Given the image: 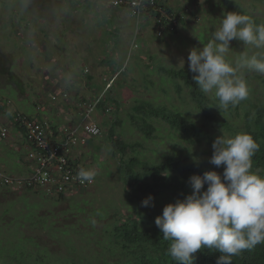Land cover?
Masks as SVG:
<instances>
[{"label": "rangeland", "instance_id": "1", "mask_svg": "<svg viewBox=\"0 0 264 264\" xmlns=\"http://www.w3.org/2000/svg\"><path fill=\"white\" fill-rule=\"evenodd\" d=\"M94 1L78 3L77 0H0V104L4 107L10 104L6 110L11 114L15 111L36 119L37 112L33 103L36 98L41 97H34L37 89L31 86L29 79H35L36 82L40 80L42 87L48 85L42 68L39 69V58L47 59L48 65L54 63L62 70L66 63H72L74 65H71V68L83 72L84 68H95L97 55L113 60L116 51L120 49L124 55L123 61L118 65L127 70L122 78L129 75L126 78L129 89L121 93V98L117 95L120 105L117 114L114 105L113 114L106 117L96 115L95 119L99 123L102 118L107 119L109 123L114 117L118 118V121L121 120L120 124L116 125L115 139L120 140L123 145L133 146L127 150L124 161L134 158L141 163H162L175 152L194 149L160 117L150 118L148 114L143 116V123L147 122L152 129L147 137V131L146 135L142 131L143 123L138 120L139 116L131 121L132 117L137 116L133 108L142 101H149L153 108L177 111L185 117L189 114L195 118L189 90L182 80L177 81L166 71H189L187 57L190 49L202 48L211 39L212 32L219 27L220 19L227 12L240 13V9H245L248 14L256 17L251 19V16H248L250 20L264 24V0H198V23L183 25L174 35H164L160 39L156 36V25L151 18L145 23L144 18L137 22L134 18L129 21L132 24V38L125 43L122 36L108 31L112 27V24L106 21L110 11L95 3L89 6ZM96 7L99 9L97 12ZM259 16L260 18H257ZM90 17L94 18L90 21L93 24L88 22ZM75 41L78 44L72 43ZM60 47L69 49L63 57L57 55V49ZM133 47L137 49L134 51ZM229 47L225 59L233 66L238 65L245 56L251 57L264 52V49H256L237 40L231 41ZM82 49L90 51L93 59L80 57ZM46 51L47 54H43ZM51 56L56 59L50 60ZM116 67L115 65L113 68ZM239 74L248 86V97L264 100V90L259 81V77L264 74L246 68H241ZM111 75L112 73H109V76ZM7 83H14L17 89ZM121 84L120 82L118 86L121 87ZM118 86L115 85V89ZM20 92L27 98L20 96V99ZM50 93L45 91L42 95L51 99ZM206 95L215 98L214 93ZM43 115L42 112L39 119H42ZM226 117H229L228 114ZM48 125L56 135L52 126L49 123ZM209 127L210 130L213 129L210 125ZM221 133L222 130L214 131L212 136L215 139ZM224 136L228 137L227 134ZM21 140L22 143L17 146L19 150L16 152L14 147ZM202 147L206 148L207 144ZM194 150L198 153L203 151L199 148ZM28 152L29 146L15 130L11 131L8 139H0L2 172L13 177L23 174L26 171L24 165ZM121 160V152L112 147L107 129L102 128L101 137L90 139L85 151L81 153L82 167L93 169L97 173L91 188L60 199L45 197L41 190L12 189L6 194L1 188L0 264L11 263L12 258L7 259L8 252L19 247L15 241L21 233L25 237H32L40 246L38 253L41 256V264H55L57 260L66 259L82 260L83 264H102L104 260L111 262L114 258L106 250L101 252V249L108 239H112L108 233L115 225L124 222L127 217L147 218L156 212H162L166 204L174 203L159 197V200L152 199L149 206H142L141 201L150 194L147 192L141 196L135 195L124 187L120 172ZM139 168H135L136 171ZM137 197L142 199L138 201ZM30 221L32 224H29ZM27 247L29 252L35 249L31 248V244ZM47 256L51 258L47 259ZM36 258L37 256L34 257ZM28 260L29 257H26L24 262Z\"/></svg>", "mask_w": 264, "mask_h": 264}, {"label": "clouds", "instance_id": "2", "mask_svg": "<svg viewBox=\"0 0 264 264\" xmlns=\"http://www.w3.org/2000/svg\"><path fill=\"white\" fill-rule=\"evenodd\" d=\"M233 40L264 49V24H255L237 12H227L211 39L202 48L190 49L187 57L189 71L196 74L193 80L200 91L214 93L219 108L224 110L249 96L248 86L239 74L241 68L264 74V53L245 56L236 66L225 59ZM16 113H12L9 126L21 130L13 124ZM2 128L8 130V137L9 127ZM212 149L209 163L217 168L223 166L222 174L205 171L203 176H190L191 193L166 204L162 215L155 218L163 239L171 242L167 254L179 264H193L194 254L203 248L220 253L217 264H232V257L264 243V177L251 171L258 144L251 135L237 133L216 137ZM96 174L93 169L81 167L77 179L91 183ZM152 199L149 195L141 205L149 206Z\"/></svg>", "mask_w": 264, "mask_h": 264}, {"label": "trees", "instance_id": "3", "mask_svg": "<svg viewBox=\"0 0 264 264\" xmlns=\"http://www.w3.org/2000/svg\"><path fill=\"white\" fill-rule=\"evenodd\" d=\"M197 1L187 0L185 3L194 5L196 10H198ZM157 5H159V2ZM232 5L235 6L233 2ZM164 7L168 11L173 9L171 5H164ZM239 12L240 14L251 16V19H256L255 16L248 14L245 9H240ZM148 13L150 16L151 14H155L154 8L148 10ZM260 16L257 18H260ZM253 22L258 25L263 24L257 21ZM125 72L127 70L123 66L119 70H116L115 74L104 76L102 86L96 91L97 94L92 98L81 99L77 103L76 110L80 113L82 120L84 115L79 107L81 102L95 104V112L92 115L95 122H97L95 119L96 115L106 117L109 114H113L112 108L114 105L117 114L120 105L114 99L113 92L117 80ZM166 72H170L177 81L182 80L189 90L190 100L194 106L193 110L196 113L195 118H193L194 116L191 117L188 113V117H185L181 112L163 111L165 110L163 108H153L149 101H142L133 108L137 116L132 117L131 121H134L139 116L138 120L143 123V116H147V114L150 118L153 116L155 118L160 117L170 126L174 133L180 135L185 140V143L188 142L194 149L199 148L203 151L198 153L194 149L180 150L168 156L162 163H141L134 158L124 161L127 150L133 146L123 145L120 140L115 139L116 125L120 124L121 120L118 121V118L114 117L110 121V127L107 128V132L112 147L118 149L122 155L120 172L124 187L129 189L132 194L139 196L148 192L155 200H159V197L173 202L177 199L182 200L184 196L190 194L192 191L188 184L190 176H203L205 171H216L218 174H222L223 166L217 168L215 165L209 163L213 152L212 143L214 136H212V132H220V130L223 131L221 135L227 134L228 137L234 136L237 133H247L253 137L258 144V150L252 157L251 171L264 177V100L248 97L236 106H230L228 110H224L219 108V102L216 97L211 98L200 91L190 71L167 70ZM88 73V69H83L84 76L88 75ZM259 81L264 90V76L259 77ZM110 82L112 83L110 84ZM107 85H110V87L107 88ZM177 89L179 90L180 88ZM52 97L54 96H51V99ZM55 97L57 100L58 96L55 95ZM61 97L67 100L68 94L62 93ZM1 106V108H5L3 105ZM227 114L228 118L226 117ZM97 123L101 128L108 126V124L102 126L99 122ZM209 125L213 128L212 130H210ZM142 131H147V135L146 132L145 135L147 137L150 136L152 132L151 126L147 122L143 123ZM19 132L23 134L22 129ZM204 144H207L206 148L202 147ZM202 154L204 155L200 157ZM196 157L200 159L198 160ZM138 166L140 168L136 171L135 168H138ZM206 187L205 185V189ZM1 188L4 189L3 191L6 194L13 189L0 184ZM27 191L31 190L28 189ZM25 193L27 194L28 192ZM52 199L54 198L52 197ZM140 199L142 198H138L137 200L139 201ZM159 215H162V212H156L147 218L140 217V219H135L127 217L124 222L115 225L113 230L108 233L112 239H108L107 243L103 245V249H101V252L106 250L114 259L111 262L104 260L102 264H179V262L172 260L167 254V248L171 242L163 239L162 232L155 225V218ZM29 224H32V221ZM35 224L34 222L33 225ZM20 237L21 239H19ZM20 237H15L18 238L15 244L19 245V247L12 252H8L7 259L12 258L10 264H41V256L38 253V247L40 246L34 242L32 237H25L22 233ZM6 242V239H4V243ZM29 244H31L32 249L35 248L31 252L28 251L29 247L27 246ZM43 251L47 253L45 249ZM47 255L49 254L47 253ZM219 255L218 251L203 248L194 254L195 259L193 264H217ZM35 256H37L36 259H34ZM50 256L46 258H51ZM26 257H29V260L24 262ZM56 263L83 264V261L66 259V261L57 260ZM232 264H264V243L244 250L239 255L232 257Z\"/></svg>", "mask_w": 264, "mask_h": 264}, {"label": "built area", "instance_id": "4", "mask_svg": "<svg viewBox=\"0 0 264 264\" xmlns=\"http://www.w3.org/2000/svg\"><path fill=\"white\" fill-rule=\"evenodd\" d=\"M171 3L172 0H111L109 8L127 9L136 22L143 17L151 18L156 25V36L160 38L175 34L183 24L198 23L200 20L194 5L183 2L168 11L164 5ZM151 8H154L155 14L150 16L148 10ZM79 107L84 115L82 123L64 128L59 133V140H56L47 122L16 113L13 124L23 130L25 143L29 146L25 158L27 169L17 177L0 174V184L16 190H41L45 196L56 199L91 188L94 179L91 183H81L77 179V172L82 166L73 160L72 152L79 146H85L89 139L100 137L102 130L92 118L95 104L81 102ZM7 134L6 128L0 130V138H6Z\"/></svg>", "mask_w": 264, "mask_h": 264}, {"label": "crops", "instance_id": "5", "mask_svg": "<svg viewBox=\"0 0 264 264\" xmlns=\"http://www.w3.org/2000/svg\"><path fill=\"white\" fill-rule=\"evenodd\" d=\"M107 1L108 0H105V1L104 0H95L94 2L90 3L89 6H91L92 4L95 3L98 5H101L102 9L104 6L106 11H110V13L108 14V19H106V21L110 22L112 24V27H111V30L108 29V31H110V32L114 31L116 33L115 35L122 36L124 43L129 42L130 38H132V24L129 21L131 19H134V17L125 8H116V9L109 8V4L105 5V4H107L106 3ZM185 1H187V0H172L171 5L175 6V7H179L181 5V3L185 2ZM77 2L79 3V2H84V1L83 0H77ZM80 5H81V3H80ZM98 10L99 9H97V7H96V12ZM103 13H105V12H103ZM101 18L104 19L103 16ZM143 18L145 19V20H143L144 23L147 22L146 20L150 19L149 17H143ZM92 19H94V18L90 17L88 19L89 24H93L92 22H90ZM95 35L97 36L98 34H95ZM77 41L72 42V43L78 44ZM56 42L58 43L57 40H56ZM127 48H128V45H127ZM132 49L135 51L137 48L136 49L132 48ZM57 50H58L57 55L62 56V57L65 56L67 51H69V49H67L66 47H60ZM129 53H128V55H129ZM43 54H47V51L44 52ZM79 55H80V57H82L84 59H93L90 51H86V50L82 49V51L80 52ZM123 55H124V53L120 49L116 51L115 55L113 56V60H108L106 58L103 59L101 57V55L100 56L97 55L95 57V60H96L95 61V68L93 69L91 66H90L91 69L90 68H84V69L89 70V73L86 76H84V74L81 70L77 69V71H75V69L71 68V65H74L72 63H66L64 69L62 70V68H60V69L57 68V66L54 63H53V65L52 64L48 65L46 63L47 59L39 58L40 59L39 69L42 68L44 79L46 81H48V85H46L45 87H42L40 80L38 82H36L35 79H29L31 86H33L35 89H37L36 93L34 94V97H38V96L41 97L40 99L36 98L35 102L33 103V105L35 106L34 109H36V112H37L36 120L48 122L52 126V129L56 134V140H59L61 138V135H59V133L62 132V130H64V128L69 127V126H73V125H77V124H80L82 122V117H81L80 113L78 112V110H76L77 103L81 99L92 98L94 95H96L97 94L96 91L102 86V82L104 79L103 77L109 75V73L115 74L113 72V70L116 71V70H119L120 67H123V66L118 65V64H120L121 61H123ZM51 59L55 60L56 58L51 56L50 60ZM115 65L117 67L113 68ZM38 77H39V75L37 76V79H38ZM122 77L119 80H117V82L115 84L118 86L119 83L121 82L122 83L121 87L118 86L117 89H115V87H114L113 96L115 97L114 98L115 100H117V95H118V98H121V93H125V90L129 89V87H127V80H126V78L129 77V75L124 77V78H122ZM128 79H130V78H128ZM7 84L12 85L11 87H14L15 89H17L16 86L13 85L14 83H7ZM45 91L51 92L49 94L50 96L51 95L52 96H55V95L58 96L57 100H52L49 97L44 98L42 93ZM62 93L68 94L67 100L63 99L61 97ZM18 95H19V98H20V96H22L24 99L27 98L23 92L18 93ZM20 99H22V98H20ZM1 107L2 106L0 104V128H2V127H9V129L13 128V129H10L9 134L11 133L12 130H15V131H17V133L20 134L21 138H23V136L21 135V133L19 132V130L17 128L9 126L11 119H12V114L8 110H6L7 106H5V108H1ZM42 112L44 113V115H43L42 119H39ZM22 114H24V113H22ZM30 118H32V117H30ZM32 119H35V118H32ZM99 119H101V117H99ZM100 124L102 126H105V124L106 125L108 124V126H105L104 128L102 127L104 130H106L107 128L110 127V123H109V121H107V119L103 120V118H102ZM57 132H58V134H57ZM8 138H9V135H8ZM21 143H22V140L17 142V145H15L14 149L16 150V152H18V150H19V147H17V146H20ZM86 146L87 145L79 146L78 148H75L73 150L72 158L76 162V164H79V165L81 164V153L83 150L85 151ZM10 149H12V148L10 147ZM0 165H1V163H0ZM0 172L3 174H6L5 172H2L1 168H0ZM23 174H21V175H23ZM9 176H12V175H9Z\"/></svg>", "mask_w": 264, "mask_h": 264}]
</instances>
